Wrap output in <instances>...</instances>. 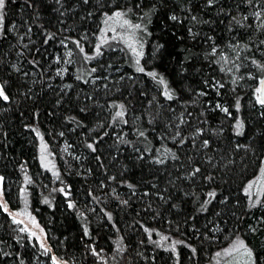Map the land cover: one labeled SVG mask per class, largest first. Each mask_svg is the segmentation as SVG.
Segmentation results:
<instances>
[{"label":"trees","instance_id":"16d2710c","mask_svg":"<svg viewBox=\"0 0 264 264\" xmlns=\"http://www.w3.org/2000/svg\"><path fill=\"white\" fill-rule=\"evenodd\" d=\"M263 78L264 0H4L0 264H264Z\"/></svg>","mask_w":264,"mask_h":264},{"label":"rangeland","instance_id":"374dc122","mask_svg":"<svg viewBox=\"0 0 264 264\" xmlns=\"http://www.w3.org/2000/svg\"><path fill=\"white\" fill-rule=\"evenodd\" d=\"M2 183L3 180L2 177H0L1 200H3ZM246 189L252 203L259 204L264 193V159L259 172L248 182ZM3 204H5V202H3ZM6 210L11 216L19 220L26 230L35 236L39 244L44 248H49L46 230L34 215L22 213L9 208ZM219 253L220 254L217 257H214V264H219L223 260L231 262L232 264H253L251 252L248 250L247 245L242 238L236 237L226 247L220 250ZM99 264L113 263L101 260Z\"/></svg>","mask_w":264,"mask_h":264},{"label":"water","instance_id":"95a60500","mask_svg":"<svg viewBox=\"0 0 264 264\" xmlns=\"http://www.w3.org/2000/svg\"><path fill=\"white\" fill-rule=\"evenodd\" d=\"M258 96L260 102L264 105V78L260 82Z\"/></svg>","mask_w":264,"mask_h":264},{"label":"snow or ice","instance_id":"6c2138e0","mask_svg":"<svg viewBox=\"0 0 264 264\" xmlns=\"http://www.w3.org/2000/svg\"><path fill=\"white\" fill-rule=\"evenodd\" d=\"M3 5H4V0H0V8H2L3 7ZM3 95V92L2 91H0V96H2ZM5 99H7V97L5 96L4 97Z\"/></svg>","mask_w":264,"mask_h":264}]
</instances>
